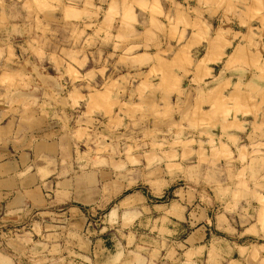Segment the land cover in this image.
<instances>
[{"label":"rangeland","instance_id":"374dc122","mask_svg":"<svg viewBox=\"0 0 264 264\" xmlns=\"http://www.w3.org/2000/svg\"><path fill=\"white\" fill-rule=\"evenodd\" d=\"M126 2L131 11L132 0H0L3 54L17 57L23 73H36L33 103L51 110L68 104L64 126L76 127L68 163L94 175L101 191L99 206L79 209L81 220L70 213L33 225L0 222V263L104 264L101 249L124 241L141 215L125 212L137 196L150 209L177 201L182 220L199 221L205 212L216 221L248 217L258 231L230 240L242 247L243 263L233 260L264 264V0L254 1L257 15L245 16L243 27L227 22L229 42L211 72L201 63L197 79L191 65L177 78L158 80L154 69L144 79L148 67L134 65L132 77L119 81L108 24L93 11H121ZM186 232L179 229L181 242ZM23 234L19 241L31 250L15 254L12 240ZM227 242L213 231L208 254L203 244L187 250L182 243L175 262L227 264ZM125 257L114 262H156L139 251Z\"/></svg>","mask_w":264,"mask_h":264},{"label":"crops","instance_id":"0c3cea01","mask_svg":"<svg viewBox=\"0 0 264 264\" xmlns=\"http://www.w3.org/2000/svg\"><path fill=\"white\" fill-rule=\"evenodd\" d=\"M254 1L242 0L240 6L236 0H132L131 11H127L130 2H126L123 10L122 6L119 8L121 11L93 13L108 24L110 45L114 43L117 50L115 70L123 72L115 71L116 80L130 79L134 65L137 69L148 67L141 74L144 79L156 69L158 80L180 77L191 65L193 77L197 79L203 74V71L197 72L201 63H206L204 68L211 72L212 64L218 61L216 58H222L219 49L229 42L227 22L233 20L242 26L247 24L245 16L257 15L259 9ZM1 48L0 222L33 225L46 223L53 217L67 219L70 213L81 220L79 209L99 206L101 191L94 175L77 173L68 163L67 150L71 142H76V127L72 130L64 126L70 107L62 104L59 109L51 110L50 105L33 103L37 94L33 78L36 73H23L19 59L4 55ZM199 50L203 52L196 56ZM156 65L163 66L161 72ZM22 76L28 80L26 84L21 82ZM135 198L125 212L133 215L141 211V215L132 219L131 226L121 236L123 243H113L100 250L106 256L104 264H116L117 256L121 262L132 251L141 252L142 258L155 256L156 262L147 264H177L175 257L182 243L187 250H197L195 246L203 244V248L199 247L208 254L213 231H220L228 241L229 253L223 255L228 258L227 264H242V247L234 246L230 240L252 238L250 231H258L246 216L228 215L216 221L207 215L206 209L199 221L182 220V206L175 200L150 209L145 200ZM144 222L146 226H142ZM139 225L142 232L136 230ZM181 228L187 229L183 242L178 236ZM110 232H114L113 227L103 236L108 238ZM27 236L31 242L32 234ZM21 237L25 234L12 240L11 250L15 254L31 250L30 245L19 241ZM234 255L242 263L233 260Z\"/></svg>","mask_w":264,"mask_h":264},{"label":"bare ground","instance_id":"6f19581e","mask_svg":"<svg viewBox=\"0 0 264 264\" xmlns=\"http://www.w3.org/2000/svg\"><path fill=\"white\" fill-rule=\"evenodd\" d=\"M216 101V100H215ZM41 149V148H40ZM42 151V150H41Z\"/></svg>","mask_w":264,"mask_h":264}]
</instances>
